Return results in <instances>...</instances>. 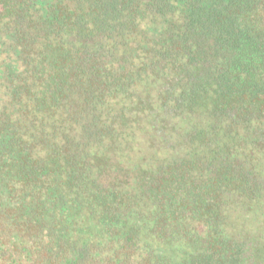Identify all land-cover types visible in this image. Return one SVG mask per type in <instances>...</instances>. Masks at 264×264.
Instances as JSON below:
<instances>
[{
  "label": "trees",
  "instance_id": "1",
  "mask_svg": "<svg viewBox=\"0 0 264 264\" xmlns=\"http://www.w3.org/2000/svg\"><path fill=\"white\" fill-rule=\"evenodd\" d=\"M249 219L264 0H0V264H264Z\"/></svg>",
  "mask_w": 264,
  "mask_h": 264
},
{
  "label": "rangeland",
  "instance_id": "2",
  "mask_svg": "<svg viewBox=\"0 0 264 264\" xmlns=\"http://www.w3.org/2000/svg\"><path fill=\"white\" fill-rule=\"evenodd\" d=\"M251 224H253V223L249 219V221H248V229H249L248 232L251 231L254 233L255 231H263V234H264V230L260 226H253Z\"/></svg>",
  "mask_w": 264,
  "mask_h": 264
}]
</instances>
